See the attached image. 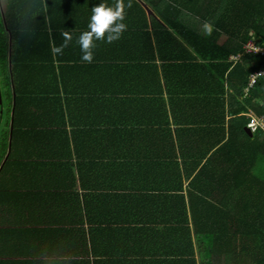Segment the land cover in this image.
I'll use <instances>...</instances> for the list:
<instances>
[{"label": "trees", "instance_id": "trees-1", "mask_svg": "<svg viewBox=\"0 0 264 264\" xmlns=\"http://www.w3.org/2000/svg\"><path fill=\"white\" fill-rule=\"evenodd\" d=\"M144 2L156 3L162 8L157 9L159 17L152 22L145 20L144 32L151 30L158 42L169 35L175 42L182 41L181 45H186L181 56L172 57L176 64L164 68L170 71L166 88L173 89L169 102L197 105L199 102H222L224 110L220 122L210 117L209 112L206 118L203 116L204 129L200 130L199 120L193 121L196 129L187 130L196 136L192 146L184 142L183 129L179 131L182 134L178 137L181 162L178 155L170 153V145L174 144L165 140L171 131L167 124L161 123L165 140L160 146L164 150L153 158L160 171L158 184L139 186V178L129 186L138 192L129 191V194L176 201L156 204L167 206L168 216L158 215L159 219L151 221L150 218L137 219L122 229L127 230L131 242L164 238L172 243L188 242L192 246L191 235L184 236L190 216L198 242V264H264V133L258 131L250 136L246 129L249 111L264 118V75H257L264 70V55L244 51L248 41L264 49V0ZM41 4L42 0H8L4 10L0 5V73L3 76L0 106L2 96L8 103L3 118L1 114L6 110L0 109V264H91V261L103 264L100 256L119 260L118 253L122 259H126L122 255L136 254L130 260H139L147 256V250L91 252L90 255L85 225L91 224L93 219L88 218L85 195L76 190L72 192L75 183L70 181L68 186L71 187L62 186L69 191L65 201H51L50 191L54 188L38 180L42 171L51 174L60 169L65 170L64 175L73 167L71 154L64 160H57L56 156L41 154L38 149L45 141V134L51 131L47 123H35L30 130L23 129L20 122L25 105L31 102L24 82L30 83L37 74L39 79V74L47 70V66L35 64L39 62L27 64L17 56L25 36H40L44 31L37 24L38 20L32 24L26 22L28 14L24 9L32 7L35 12ZM205 23L211 26V34L205 29ZM231 56L237 59L230 60ZM252 77L254 82L249 86ZM48 93L46 98L51 99L52 94ZM34 102L41 103L36 97ZM199 131L206 137L199 138ZM185 149L193 151L184 154ZM140 158V155L134 156L136 161ZM186 159L193 168L202 166L184 186L189 178ZM150 163L154 162L146 163L142 171ZM79 166L81 168V164ZM164 169L167 172L162 174ZM112 197L116 198L117 193ZM83 200L85 206L81 209ZM76 210L79 214L72 216ZM94 231L91 228V232ZM114 239L110 237L103 243ZM181 253L174 252L172 259H177V254ZM191 256V264H196L194 254Z\"/></svg>", "mask_w": 264, "mask_h": 264}, {"label": "crops", "instance_id": "crops-1", "mask_svg": "<svg viewBox=\"0 0 264 264\" xmlns=\"http://www.w3.org/2000/svg\"><path fill=\"white\" fill-rule=\"evenodd\" d=\"M7 1L0 0L3 10L7 7ZM101 2L105 0H42L40 9L35 12L32 7L24 8L28 14L26 22L32 24L38 20L37 24L44 31L40 36H25L23 48L17 56L26 60L27 64L39 62L35 64L47 66V70L39 74V79L36 78L37 74L30 83L24 82L31 102L25 105L20 122L23 129L30 130L35 123H47L46 127L51 131L45 134L43 145L38 146L41 154H52L57 160H64L71 154L73 161L72 170L64 175L65 170L60 169L51 174L42 171L38 180L41 184L54 188L50 191L51 201H65L68 196L65 195L69 194L68 188L71 187L68 186L70 181L75 183L72 192L76 190L85 195L88 218L93 219L91 224L85 225L90 255L91 252L147 250V256L143 255L139 260H130L136 254L122 255L126 257L122 259L121 253H118L119 260L102 255L100 257L103 258V264H191L192 254L198 264V242L194 237L190 216L189 227L184 236L191 235L192 246L188 242L172 243L170 239L164 238L152 242L149 238L141 243L131 242L128 240L127 230L122 228L132 225L137 219L150 218L151 221L162 215L168 216L167 206L156 204L176 201L174 198L164 200L158 196L129 194V191L132 194L138 192L129 189V186L134 185L139 178V186L158 184L160 171L155 165L157 160L153 158L164 150L160 146L165 140L160 130L161 123L163 126L167 124L171 131L167 133L165 140L168 144H174L172 147L170 145V153L178 155L177 159L181 162L178 137L182 134L179 131L183 129L184 142L192 146L196 136L187 130L196 129L193 121L199 120L200 130L204 129L201 119L203 116L206 118L209 112L210 117L220 122L223 104L169 102L173 89L166 88V81L170 82V71L164 68L176 64L173 63V58L177 54L181 56L182 48L186 45H181L182 41L175 42L169 35H164L159 40V45L151 30L150 33L144 32L145 20L152 22L153 18L159 17L157 9L162 8L156 3L131 0V7L126 9L123 21L127 28L120 39L113 43L96 41L93 61H82L83 53L77 40L82 32L88 30L93 6ZM106 2L112 6L115 0ZM127 3L128 0H125V4ZM64 31L72 35V40L62 53H54L53 48L63 43L61 33ZM201 89L200 78L199 91ZM47 92L52 94L51 99L46 98ZM35 97L41 103L34 102ZM5 110L1 114L2 118L7 112L6 108ZM13 111L12 104L9 109L10 131ZM199 132V138L206 137L202 131ZM10 135L11 132L9 139ZM219 136L216 135V138ZM192 151L185 149L184 154ZM9 152L10 142L7 156ZM137 155H140V161L134 160ZM47 160L46 156V162ZM186 160L189 178L184 186L202 166L200 164L193 168ZM137 162L140 164L136 165ZM148 162L154 163H150L142 171V167ZM166 172L164 169L161 173ZM114 193H117L116 198L112 197ZM83 206L84 200L80 208ZM76 214H79L78 210L72 216ZM28 217L36 220L31 215ZM91 228L96 230L91 232ZM110 237L115 239L110 243H103ZM174 252L182 253L177 254V259H172Z\"/></svg>", "mask_w": 264, "mask_h": 264}, {"label": "clouds", "instance_id": "clouds-1", "mask_svg": "<svg viewBox=\"0 0 264 264\" xmlns=\"http://www.w3.org/2000/svg\"><path fill=\"white\" fill-rule=\"evenodd\" d=\"M130 7L131 0H128L127 4H125V0H115L112 6H109L105 0V2L93 6L88 30L82 32L77 40L83 53L82 61L88 63L93 61V50L97 47L96 41L113 43L120 39L127 28L123 21L126 18V9ZM204 27L211 34V26L205 23ZM61 35L63 43L59 47L53 48L54 53H62L72 40V35L67 31L62 32Z\"/></svg>", "mask_w": 264, "mask_h": 264}, {"label": "built area", "instance_id": "built-area-1", "mask_svg": "<svg viewBox=\"0 0 264 264\" xmlns=\"http://www.w3.org/2000/svg\"><path fill=\"white\" fill-rule=\"evenodd\" d=\"M244 51L246 53H252V54H256L259 53L261 55H264V49H261L259 47H257L253 41H248L245 45H244ZM237 57H230V60H236ZM257 75H264V70L258 72ZM254 82V77L251 78V80L249 81V86H252ZM248 117V122L246 124V129L251 133H256L258 131H263L264 132V118L262 117H257L255 115H253L252 113L247 114Z\"/></svg>", "mask_w": 264, "mask_h": 264}, {"label": "rangeland", "instance_id": "rangeland-1", "mask_svg": "<svg viewBox=\"0 0 264 264\" xmlns=\"http://www.w3.org/2000/svg\"><path fill=\"white\" fill-rule=\"evenodd\" d=\"M253 43H254V42H253ZM2 78H3V76H2V72H1V73H0V84H1V82H2ZM1 86H2V84H1ZM2 89H3V87H2ZM245 91H247V89H246ZM2 104H3V105H2ZM3 106H4V108H3ZM7 107H8V103L5 101L4 96H2V103H1L0 109L5 110V108L7 109ZM3 121H4V119H3ZM1 122H2V120H1V118H0V125H1Z\"/></svg>", "mask_w": 264, "mask_h": 264}, {"label": "water", "instance_id": "water-1", "mask_svg": "<svg viewBox=\"0 0 264 264\" xmlns=\"http://www.w3.org/2000/svg\"><path fill=\"white\" fill-rule=\"evenodd\" d=\"M1 118V117H0ZM248 134L251 136V133H249V131H248Z\"/></svg>", "mask_w": 264, "mask_h": 264}]
</instances>
